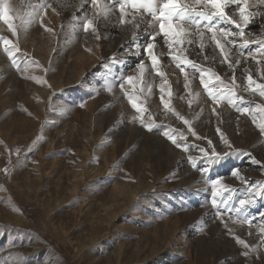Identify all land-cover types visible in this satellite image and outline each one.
Segmentation results:
<instances>
[{
  "label": "rangeland",
  "instance_id": "rangeland-1",
  "mask_svg": "<svg viewBox=\"0 0 264 264\" xmlns=\"http://www.w3.org/2000/svg\"><path fill=\"white\" fill-rule=\"evenodd\" d=\"M7 3L19 27L13 36L0 21V37L18 45L19 67L0 47V264H264V196L243 213L251 223H241L235 212L250 185L264 186V134L257 127L264 123V97L247 82L251 74L264 84V54L251 43L264 40V15L245 29L250 44L244 55L228 45L225 62L204 28L201 52L194 25L186 38L194 43L171 54L205 72L211 69L224 84L234 77L233 91L246 102L236 104L249 109L241 113L227 101L214 102L199 72H181L163 36H157L155 49L161 76L143 52L147 34L141 30L134 42L132 25L99 24V40L82 27L74 34V16L95 11L90 0L84 9L80 0H46L27 25L20 17L40 0ZM249 10L264 13V5ZM228 11L239 19L236 6ZM231 39L237 46L243 42L239 36ZM114 56L123 63H112ZM141 62L147 68L143 92ZM129 76L135 81L121 89ZM204 80L213 91L223 90L214 76ZM161 86L173 111L161 102ZM125 91L139 97L146 109L142 116ZM165 131L188 150L177 148ZM200 149L209 156L213 149L232 155L209 163ZM233 170H239L238 177ZM217 180L221 194L213 206Z\"/></svg>",
  "mask_w": 264,
  "mask_h": 264
},
{
  "label": "snow or ice",
  "instance_id": "snow-or-ice-1",
  "mask_svg": "<svg viewBox=\"0 0 264 264\" xmlns=\"http://www.w3.org/2000/svg\"><path fill=\"white\" fill-rule=\"evenodd\" d=\"M89 0H80V9H84V5L88 3ZM46 0H40L39 4L31 5L32 10L25 12L23 17H20L21 25H27L32 22L39 14V9L45 7ZM256 4L264 5V0H256V3H250V0H194L193 4H189L187 0H90V5L95 11H93L90 16L88 12L85 10L82 12L80 16H74L75 24L73 25L74 34L76 30L82 27L84 33H89L97 40L101 39V35L99 32V24L111 23L113 27L117 25H132V38L135 42L139 39L140 31H144L147 34V43L143 47V52L147 54V56L151 60V67L153 70L157 71L159 75L163 76L164 74L159 72L158 63H159V55L156 54L155 49L157 47L156 38L157 36H163L165 40V44L168 46L169 55L173 60L179 61L177 63V67L180 68L181 72L186 73V69L191 68L196 72L200 73L201 84L207 90L209 97L216 102L219 101H227L232 106L236 107L238 111L241 113L248 112L249 109L246 107H239L236 104V100L239 99L241 103H246L243 100V97H237L235 91L233 89L237 87L235 78L233 77V82L231 85L224 84L219 75L212 72L211 69L205 72L199 65L191 60H187L184 58L181 59L180 55H171L173 49H177V46H181L177 49L179 53L185 52L187 49L182 46L187 43L191 45L194 43L191 39H186L190 35V27L195 26L199 36L201 38V43L199 45L201 52H203L205 48L204 36L205 33L200 31L201 28L207 30V32L211 33V40L215 43L217 49H219L221 55L224 57V61L227 62L230 56V49H228V45H231L233 48L239 47L241 49V55H244L243 49L247 48L250 44V41L244 39L245 29L249 24L253 23L255 17L264 15L261 12H252L249 9L255 7ZM196 6H199V10ZM231 6H236L238 10L239 19L235 18V13L230 14L228 9ZM51 7V5H48ZM10 7L7 3V0H3L0 3V21H2L9 32L13 36L17 35L18 25H15L13 21V17L10 15ZM118 12L119 16L115 21H113L112 17L115 13ZM150 16L151 19H146V17ZM229 24L232 25V28H226L222 25ZM147 25V28L143 26ZM158 27L159 31L156 32L155 29ZM233 28L238 29V31H233ZM50 30V29H46ZM151 30V32H150ZM239 36L242 39V43L240 45H236V42L231 39L232 37ZM104 38H107L105 36ZM253 44H258L259 47L257 51L264 54V40H256L251 41ZM0 47H2L3 52L8 56V58L12 61L14 65H16L17 56L16 53L19 52V47L17 44L13 43L12 40L6 37H0ZM135 49H140V44H134ZM139 54V53H137ZM250 56L251 53L249 52ZM207 59V57H205ZM112 63L119 64L123 63L121 60H117L115 56L112 59ZM240 60H236V64L238 65ZM181 64L184 66L181 67ZM19 67V65H16ZM229 67H234L231 63H229ZM147 68L145 63L141 62L138 65V73L141 79V92L144 91V85L146 84V80L144 79V74ZM205 75L214 76L215 80L223 85V90L215 92L212 88L209 87V84L205 83L204 77ZM124 83L120 84L121 89L125 88V84L132 85L135 81L136 77L129 76L124 77ZM248 88L251 89L252 92L257 93L264 97V84L257 83L251 74L247 77ZM165 83L167 81L165 80ZM188 81L186 75V83L185 88H188ZM254 86V87H253ZM149 92L151 86L148 85ZM108 91H111V87H108ZM161 102L164 103L163 93L165 91L164 87L161 86ZM125 95L129 100V104L135 110L136 113H139L141 116L146 111V109L142 108L137 100L139 97L133 96V94L125 91ZM169 96H171V92L169 91ZM164 107L167 111H173L169 107L167 103H164ZM259 107V106H257ZM215 112V109H213ZM179 117V114L176 113ZM183 119L182 117H180ZM135 119V117H134ZM140 123L148 128L149 131L152 130V126L147 124L143 119L140 120ZM185 124L189 122L187 120L184 121ZM259 127L262 134H264V123H260L257 125ZM189 131L192 132L191 127L189 126ZM219 132V129H217ZM166 137L177 147L181 148L184 151L188 150V145L178 143V137L174 133H170L165 131L163 133ZM192 135L195 136V132H192ZM183 133H180L179 139H184ZM222 139L223 136H221ZM211 143V142H209ZM224 143L228 144V141L224 139ZM231 148V145H228ZM201 152L204 153L205 158L209 160V163H213L220 159L227 158V156L232 155V152L226 153H217L214 149L211 152V155L204 151V149H200ZM254 163L259 164L260 161L256 160L255 157H252L251 154H248ZM194 159V158H190ZM195 163H193V167H195ZM232 175L234 177L239 176V170H233ZM219 181L213 182V193H212V203L213 206L217 205V197L221 194L217 189L219 185ZM247 183V181H245ZM225 191H229L225 188ZM249 196L247 198L239 199V206L235 207V212L238 214L237 218L241 223H251L247 220V217L243 215L247 211V208L255 203V198L257 196H264V186L258 184H252L248 187ZM227 203V201H225ZM232 209L230 208L229 211ZM223 213L219 210L217 211V217L222 218ZM227 227V225H226ZM231 231V230H229ZM264 231V229H262ZM237 242L244 244L243 241L237 238ZM245 248L248 247L247 244H244ZM243 255L247 256L248 252H244Z\"/></svg>",
  "mask_w": 264,
  "mask_h": 264
}]
</instances>
